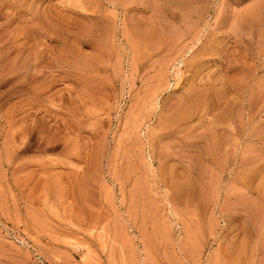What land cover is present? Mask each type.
<instances>
[{
  "label": "rangeland",
  "instance_id": "374dc122",
  "mask_svg": "<svg viewBox=\"0 0 264 264\" xmlns=\"http://www.w3.org/2000/svg\"><path fill=\"white\" fill-rule=\"evenodd\" d=\"M0 264H264V0H0Z\"/></svg>",
  "mask_w": 264,
  "mask_h": 264
},
{
  "label": "bare ground",
  "instance_id": "6f19581e",
  "mask_svg": "<svg viewBox=\"0 0 264 264\" xmlns=\"http://www.w3.org/2000/svg\"><path fill=\"white\" fill-rule=\"evenodd\" d=\"M253 13V12H252Z\"/></svg>",
  "mask_w": 264,
  "mask_h": 264
}]
</instances>
